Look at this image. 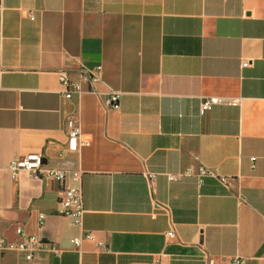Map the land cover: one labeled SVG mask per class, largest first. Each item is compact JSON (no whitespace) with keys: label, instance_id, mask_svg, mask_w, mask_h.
Listing matches in <instances>:
<instances>
[{"label":"crops","instance_id":"0c3cea01","mask_svg":"<svg viewBox=\"0 0 264 264\" xmlns=\"http://www.w3.org/2000/svg\"><path fill=\"white\" fill-rule=\"evenodd\" d=\"M97 65L62 96L59 70ZM29 153L42 179L10 173ZM49 170L79 171L80 225ZM17 225L44 249L0 264H264V0H0V235Z\"/></svg>","mask_w":264,"mask_h":264},{"label":"built area","instance_id":"2783aa9c","mask_svg":"<svg viewBox=\"0 0 264 264\" xmlns=\"http://www.w3.org/2000/svg\"><path fill=\"white\" fill-rule=\"evenodd\" d=\"M247 62L243 61L242 66ZM101 65H97L93 68L82 66L79 71V80H69L66 71H58V80L63 86L62 96L66 99L71 97L74 92H80V82H87L89 84V91L94 92L93 84L101 80ZM120 92L118 90L110 89L103 93L102 105L109 109H117L119 105ZM216 97H207L202 100L199 105V113H203L208 110L212 104L217 103ZM64 128L67 134V148L71 151L76 150L79 146L87 145L88 140L80 137V127L78 122L73 116H67L64 119ZM42 165L41 153H29L17 159H13L8 164V169L12 175L24 170L30 177L36 179H42L43 174L40 171ZM199 175L210 174V171L199 167ZM47 179L55 181L59 187L58 204L60 208L58 213L72 219V222L76 225H80L83 214L85 212L82 205V195L80 189V173L79 171L66 172L64 170H49L45 174ZM169 180L177 178L176 174H168ZM221 182H225V177H217ZM42 218V216H39ZM166 235H171V232H167ZM90 232H84L81 237H76L71 240L75 247L79 246L82 238H90ZM44 249V242L42 239L35 235L27 234L22 227H14V237L12 239L5 238L0 235V252L1 253H22L25 260H31L36 252ZM55 254L60 252V249L55 245H50L49 248ZM229 264H243V261H237L235 259L230 260Z\"/></svg>","mask_w":264,"mask_h":264}]
</instances>
